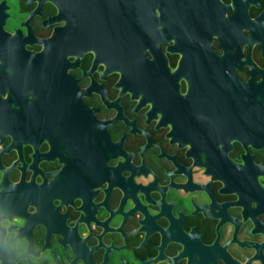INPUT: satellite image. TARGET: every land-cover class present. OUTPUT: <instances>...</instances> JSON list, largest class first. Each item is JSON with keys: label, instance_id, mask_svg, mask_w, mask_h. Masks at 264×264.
Here are the masks:
<instances>
[{"label": "flooded vegetation", "instance_id": "af4514ba", "mask_svg": "<svg viewBox=\"0 0 264 264\" xmlns=\"http://www.w3.org/2000/svg\"><path fill=\"white\" fill-rule=\"evenodd\" d=\"M0 219L8 264H264V0H0Z\"/></svg>", "mask_w": 264, "mask_h": 264}, {"label": "clouds", "instance_id": "9594fccd", "mask_svg": "<svg viewBox=\"0 0 264 264\" xmlns=\"http://www.w3.org/2000/svg\"><path fill=\"white\" fill-rule=\"evenodd\" d=\"M8 223H11V222L10 221L5 222L3 219H0V227L5 228V230H7V224ZM14 235H15V233L7 232L6 242H7V238L12 237Z\"/></svg>", "mask_w": 264, "mask_h": 264}, {"label": "water", "instance_id": "95a60500", "mask_svg": "<svg viewBox=\"0 0 264 264\" xmlns=\"http://www.w3.org/2000/svg\"><path fill=\"white\" fill-rule=\"evenodd\" d=\"M3 253H4V251H0V257H2V259H3L2 262H3V264H8V262L6 261V258H5L6 256H4Z\"/></svg>", "mask_w": 264, "mask_h": 264}]
</instances>
